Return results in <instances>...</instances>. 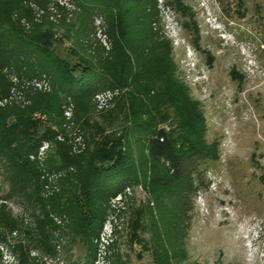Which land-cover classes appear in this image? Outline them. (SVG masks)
Returning a JSON list of instances; mask_svg holds the SVG:
<instances>
[{
	"label": "rangeland",
	"instance_id": "374dc122",
	"mask_svg": "<svg viewBox=\"0 0 264 264\" xmlns=\"http://www.w3.org/2000/svg\"><path fill=\"white\" fill-rule=\"evenodd\" d=\"M32 9L34 23L56 26L57 43L50 49L65 56L71 40L65 37L63 13L68 23L74 10L69 0H49L45 10ZM147 11L154 14L153 33L170 42L177 80L202 113L205 134L197 147L208 154L194 163L186 179L156 185L144 158L142 135L135 133L127 165L105 162L98 171L99 180L118 187L83 209L80 223L90 230L64 235L59 228L72 225L77 211L60 212L49 197L65 191L72 198L81 182L91 181L93 176L81 171L92 152L89 134L97 124L115 136L127 125L109 114L127 88L104 89L92 98L88 129L68 108L61 126L53 129V139L44 141L40 195L45 201L32 206L12 198L6 205L25 226L50 220L47 225L57 227L52 233L56 253H32L39 264H264V0H154ZM93 21L94 45L98 39L108 50L103 15L95 12ZM21 25L29 31L32 23L21 20ZM2 73L12 83L9 100L19 103L28 89L52 85L46 73L19 76L9 66ZM171 120L159 127L171 133L181 150L180 129ZM55 142L67 146L74 162L49 167V156L57 152ZM2 189L6 194L7 182ZM0 264H15L1 241Z\"/></svg>",
	"mask_w": 264,
	"mask_h": 264
},
{
	"label": "trees",
	"instance_id": "16d2710c",
	"mask_svg": "<svg viewBox=\"0 0 264 264\" xmlns=\"http://www.w3.org/2000/svg\"><path fill=\"white\" fill-rule=\"evenodd\" d=\"M48 2L0 0V102L7 101L0 105V176L8 183L4 194L3 181L0 182V241L15 264H39L32 255L35 250L49 256L56 253L52 233L57 227L47 225L50 220L43 225L37 221L25 226L5 201L18 198L32 206L45 201L40 195L44 181L43 145L45 140L53 139V129L61 126L68 108L76 121L88 129L93 96L108 88H127L109 111L127 123L125 131L115 136L97 124L96 131L89 132L92 152L82 164L85 170L81 173L88 175V171L94 178L87 185L81 182L72 198L65 191L49 197L50 205L58 211H77L71 216L72 225L59 228L64 235L76 236L90 230L82 229L80 222L86 215L83 209L97 205L98 198L115 193L118 187V183L99 180L98 171L105 162H112L114 167L127 165L135 133L145 136L140 137L147 151L144 158L156 185L165 180L186 179L194 163L208 154L205 148L197 147L203 145V116L176 78L170 42L151 29L154 14L147 11V5L154 6V0H69L74 10L68 23L63 13L62 26L71 47L62 57L50 49L57 43L56 26L33 22L32 6L45 10ZM57 9L65 11L62 5H57ZM95 12L103 15L108 50L101 47L98 39L95 45L92 40ZM21 20L32 23L29 31H24ZM7 66L19 76L46 73L52 85L48 89H28L24 103L11 101L12 83L2 73ZM171 119L180 129L184 144L181 150L174 146L171 133L159 127ZM55 144L57 152L48 158L50 168L74 162L75 156L69 154L64 143ZM43 211L47 215L44 205ZM33 217L38 219L36 213Z\"/></svg>",
	"mask_w": 264,
	"mask_h": 264
}]
</instances>
